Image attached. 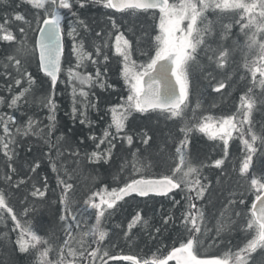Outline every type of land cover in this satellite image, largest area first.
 Wrapping results in <instances>:
<instances>
[{"label": "snow or ice", "instance_id": "1", "mask_svg": "<svg viewBox=\"0 0 264 264\" xmlns=\"http://www.w3.org/2000/svg\"><path fill=\"white\" fill-rule=\"evenodd\" d=\"M89 2L112 10V14L108 15L111 25L107 33L109 39L94 44V52L89 51L76 28L69 24L66 35L72 41L71 55L75 63L68 60L69 66L65 69L63 12L67 10L75 17V5L84 8ZM8 4L9 0H0V5ZM22 5L35 10L31 20L25 12L15 9L5 11L0 17V42L12 48L2 65L3 79L11 98L8 100L0 96V104L6 103L9 109H13L18 108L21 102L27 103L36 78L26 65L33 62L47 78L46 82L50 83V93L41 98L43 107L48 110V124L44 127H40V122L32 116L28 117L22 128L15 127L16 118L13 115L0 114V129L3 133L0 135V153L6 159L4 179L8 185L7 190L0 189V220L10 218L13 231H18L15 250L29 257L30 264H108L109 260L129 261L131 264H169L170 261H175V264H264V172L257 175L250 171L254 156H264V122L257 129L253 119L257 106L264 105V0H20L16 8ZM209 13L217 20L210 19ZM116 14L121 18L130 17L131 22L126 20L127 26L121 25ZM226 17L231 22L223 23ZM78 23L85 31H90L84 21L78 20ZM138 23L141 25L139 28ZM216 23L221 24L219 32ZM237 26L239 34L233 37V28ZM30 32L33 34L31 38ZM95 35L101 38L104 33L96 32ZM230 39L232 47L227 44ZM237 49L242 53V63L230 71V64L235 63L233 53ZM109 51L117 58L119 75L127 94L120 96V103L110 106L111 122L103 130V135L88 137L94 143L99 140L96 149L105 143L109 147L104 152H85L84 159L89 164H108L113 157L116 140L121 144L126 143L131 150L135 138L128 132L127 122L133 114L143 116L158 113L165 120L179 123L182 138L178 139V143L174 141V154L170 156L172 163L166 173L148 174L152 165L138 159L137 149L131 152V164L126 160L120 167V172H126L130 167L128 175L124 178L113 177V180L119 181L116 187L101 181V188L90 191L83 199V205L86 211H92L94 222L82 218L81 210L73 206V173L65 167L61 175L60 166L53 160L50 167L57 174L56 187L60 190L58 200L53 203L60 205L59 221L65 233L62 242L54 243L51 236L38 234L29 219L22 222L12 206L11 199L15 191L26 184L23 178L12 183V173L17 172L13 166L17 155L16 137L33 135L44 139L50 150L48 155H51L55 147L51 143V136L55 130V113L58 109L56 90L62 82L61 74L65 72L67 80L63 83L71 88L72 119L79 116L81 124L90 123L87 112L89 107L96 105L91 103L90 93L85 88L115 87L107 84L103 78L107 67L103 72L99 67L101 56L105 64L109 62ZM90 66L95 67L94 74L86 70ZM194 66L208 82L211 91L216 93L227 90L239 77L245 90L239 97L235 112L217 118L199 112V101L195 107H190ZM13 127L15 132L12 131ZM197 131L209 140L222 143L223 155L213 159L210 165L194 162L188 151L190 134ZM139 135L141 143L148 146L151 135L147 131ZM234 135L240 141L242 159L238 169L234 164L232 171L238 173V181H243L238 184L242 190L238 194L231 193L222 205L216 234L218 237L224 231L238 229L243 233V240L234 250L229 244L228 249L220 255L202 256L199 253V247L203 244L201 237L206 236L211 229L206 228L204 223L207 218L205 207L196 202L203 201L213 188L212 181L203 177L202 170L207 167L218 170V185L229 178L227 160ZM80 143L84 144L85 141L81 139ZM57 154L63 155L61 152ZM69 155L77 158L74 162L79 161L78 149L74 152L69 150ZM39 167L40 162L36 161L31 166V172L35 173ZM176 190L186 193L179 218L183 233L166 255L153 254L151 258L145 259L137 255H117L105 247L111 239L110 229L106 225L121 207L119 202H126V197H168ZM49 191L46 176L42 188L35 183L32 185L29 195L34 198L33 204L29 206L27 197L21 201L25 218L36 211V201L43 203L48 199ZM246 196L251 198L250 206ZM180 204V200H173V207ZM175 222L174 213L163 216L165 226ZM141 223L148 225L141 213L136 212L128 221V231L124 232V236L130 239L129 232ZM155 231L160 233L161 229L156 228ZM5 237L6 233L0 234V238ZM258 252L259 261L254 256Z\"/></svg>", "mask_w": 264, "mask_h": 264}, {"label": "trees", "instance_id": "2", "mask_svg": "<svg viewBox=\"0 0 264 264\" xmlns=\"http://www.w3.org/2000/svg\"><path fill=\"white\" fill-rule=\"evenodd\" d=\"M20 3V0H9L8 5H0V17L5 13L11 12L13 9L16 11L25 12L28 19L33 18V13L35 10H30L27 5H22L16 8V5ZM77 16H73L71 12L64 10V22L68 18H75L84 21L88 25L90 31H85L83 26L80 27L78 31L80 36L82 35L85 44L92 48L94 44H100L104 40V36L110 31L111 25L108 21V15L112 14V10L104 9L102 6L95 3L89 2L84 8H80L78 4L75 5L73 9ZM209 18L213 21L217 20V17L209 13ZM116 19L125 25V21L131 22L130 17L121 18L119 14H116ZM226 23L231 22L230 18L226 17L224 20ZM127 25H125L126 27ZM141 25L138 23L137 27ZM148 27V25H143ZM221 29V24L216 23V30L219 32ZM239 27L233 28V37L238 35ZM103 32L104 36L97 38L95 33ZM18 34V30H17ZM33 34L30 32L29 37L31 38ZM131 36V33H128ZM133 39H135L133 37ZM227 44L232 47V40H228ZM12 52V48L5 42H0V96H9L7 91L5 80L3 79V63L5 61L6 55ZM68 53V42L65 36V59ZM108 55L110 60L107 64L103 62L100 65L101 72L107 67L108 71L106 73L109 78L107 84L114 85L115 87H108L106 89H97L95 92H91L89 99L92 104L96 107H89L87 116L88 121L85 124L80 123V117L77 116L75 120L72 119V100L65 90L61 89L58 85L56 90V102L58 109L55 113L56 125L55 130L51 136V143L55 147L51 150V155L49 156V148L45 144L44 139L38 138L36 136L30 135L23 138L17 139V146L15 151L17 153L13 160V166L17 169L16 173H12L13 181L16 183L19 179L23 178L26 181L25 185H22L18 191H15L12 196L11 203L15 208L17 215L23 222L25 219H29L33 227L38 230V234L42 236H51L54 243L62 242L65 236L63 226L59 221L60 215V205L58 203H53L54 200H58L60 190L56 187V176L57 174L52 171L50 164L53 160L60 166V174H64V168L66 167L69 172L73 173L75 184V190L71 194V199L77 203L78 208L84 213L82 218L89 219L94 222V215L87 213L89 210H85L83 205V199L90 191H96L102 187L101 181L110 187H116L119 181L113 180L114 176H119L122 178L123 172H120V167L124 161L132 158L131 152L139 149L138 159L144 164H151V168L148 169V174L156 175L159 173H166L168 169L166 167L170 164V156L174 154L175 143H178V139L182 138L179 134V123H174L172 121L165 120L162 115L158 113L140 115L133 114L127 122V130L130 134L134 136V144L132 149L129 150L126 143L121 144L119 140L115 141L116 148L113 149V157L108 164H89L86 159H84L85 152L90 153L93 150H102L108 147V144H102L99 149H96V143L88 139L90 135H95L100 137L103 135V130L111 122V114L109 108L113 104L120 103V96H126V90L122 79L119 75V64L117 63V58L112 55L109 51ZM138 56V53H137ZM235 63L230 64V71L236 69V67L242 63V53L235 51L233 53ZM64 66V65H63ZM28 71H30L36 78V83L32 86V91L27 97V103H20L18 108L9 109L7 104H2L0 108V113L5 110L7 113H12L14 115L17 112L19 118H27L32 116L39 120L40 126L44 127L48 124L47 116L48 110L43 107L41 103V98L47 96L50 93V83L46 82L47 78L43 76L37 67L35 62L30 65H26ZM196 73L194 74L195 85L198 86L196 90V96L201 98L199 104L201 107L208 109L207 115H213L215 117H220L224 115V112L230 111L232 114L236 111V105L239 103V97L242 91L245 90L244 85L239 82V77H236L235 81L227 87V90H221L220 93L212 92L207 86L208 82L201 77L198 68H195ZM62 75V74H61ZM221 79V77H217ZM25 86H27L25 82ZM259 90L257 89V93ZM195 93H193L194 95ZM253 119L256 122V127L259 129L261 122H264V105H258L257 109L253 113ZM147 131L151 135L152 140L148 146L141 143L140 133ZM62 137V138H61ZM83 139L84 144L80 141ZM240 141L234 135L233 140L230 142L229 146V157L227 160V171L229 173V178H225L222 185L216 183L217 177L219 176V171L207 167L202 170L203 177H207L212 181L213 188L206 194L203 201H197L199 206L205 207L206 210V228L213 227L220 217V210L222 205L226 203L227 199L230 198V194L235 192L239 193L242 189L238 187V184L243 183V181H238L236 176L238 173L233 172V165L235 164L237 169L239 167V162L242 159V153L240 151ZM164 149L161 152V149ZM31 149V150H29ZM79 150L80 158L78 162H74L77 158L69 155V150L76 151ZM188 151L190 152L191 158L194 162L211 164V161L215 158H220L223 155L222 143H218L209 140L203 134L193 132L190 134V144L188 145ZM63 153L62 156L57 153ZM257 156L253 158V167L250 170L257 175L264 172V169L260 172L254 170V163H256ZM261 159V157H260ZM124 160V161H123ZM264 160V158H262ZM36 161L40 162V167L35 173L31 172V166L35 164ZM6 168V159L0 153V189L7 190V183L4 179ZM47 177L48 184L50 186V191L48 192V199L43 203L36 201L35 207L36 211L32 212L27 218L23 216L24 205L21 201L25 197L28 199L29 206L34 202V198L29 195V191L32 185L35 183L41 188L43 187L44 177ZM207 183V180L204 181ZM55 189V191H51ZM186 193L176 190L172 193V198L168 199L164 196H152V197H126L125 201L119 202L121 207H119L113 216L110 218V222L106 225L110 229V241L106 244L110 250L114 253L120 254H132L145 259L151 258L153 254L166 255L171 249L174 242H176L177 237L183 233V228L179 223V218L181 216V211L183 210L184 200L183 196ZM180 200L181 204L173 207V200ZM246 201L250 206L251 198L246 196ZM74 206V205H73ZM239 210V208H237ZM136 212H140L143 219L148 221V225L145 226L142 223L134 227L130 232V239L124 236V232L128 231L127 224L131 220L132 215ZM85 213L87 217H85ZM174 213L176 222L169 223L167 226L163 224V216ZM227 215V213H226ZM121 225V227H115L116 225ZM13 224L11 219L0 220V234H7V237L0 238V264H30V258L24 256L15 250V241L17 239L18 231H13ZM160 228L161 232L156 233L155 229ZM209 232L208 236H212ZM58 238V240H57ZM213 244H209V249L207 253H200L202 256L220 255L228 249L229 244H231L233 250L243 240V233L238 229L232 231H224L219 237L215 239ZM114 246V247H112ZM178 246V243L176 244ZM211 249V250H210ZM255 259L259 261L260 254H254ZM124 261H108L110 263H120ZM128 263V262H126ZM169 264H174L169 262Z\"/></svg>", "mask_w": 264, "mask_h": 264}, {"label": "rangeland", "instance_id": "3", "mask_svg": "<svg viewBox=\"0 0 264 264\" xmlns=\"http://www.w3.org/2000/svg\"><path fill=\"white\" fill-rule=\"evenodd\" d=\"M223 23H226L225 21H223ZM69 24H72L75 28H76V31L79 33V35H80V32L78 31V29L80 28V27H78V22H77V20L75 19V18H68L65 22H64V29H65V36H66V38H67V42H68V53H67V55H66V59H65V63H64V68L65 69H67L68 68V63H67V61L68 60H72V62H73V64L75 63V59H74V57L71 55V48H72V41H71V39L70 38H68L67 37V35H66V33H67V30H68V26H69ZM239 29H238V34H239ZM108 33V32H107ZM107 33H106V35L103 37L104 38V40H107V39H109V37H108V35H107ZM80 38H82L83 39V37H82V35L80 36ZM112 39H114V36L112 37ZM242 39V38H241ZM103 40V41H104ZM102 41V42H103ZM101 42V43H102ZM85 46L87 47V49L89 50V51H93L94 52V47H93V45H92V48L93 49H91V47H90V45H89V47L85 44ZM237 52H239V50L237 49L236 50ZM100 60L102 61L101 63H100V65L101 64H103V57L101 56L100 57ZM100 65H99V67H100ZM195 66H194V68H193V81H192V95H191V101H190V107H195L196 106V104H197V102L198 101H200L201 100V98L200 97H198V95L196 96V90H197V88H198V86H196L195 85V79H194V74L196 73V70H195ZM87 71H89V72H92L93 74L95 73V67H92V66H90V67H88L87 69H86ZM105 80H106V76H104L103 77ZM60 79H61V83H59V86H60V88L61 89H63V90H65L66 91V93H68L69 94V96H70V98H71V100H72V97H71V88L70 87H66V85H65V83H63V81H66L67 80V75H66V72L65 73H62V75H61V77H60ZM109 80V78L107 77V80L106 81H108ZM99 90V89H101L99 86H95V87H92V88H85V90L86 91H89V93H91V92H95V90ZM193 93H195L194 95H193ZM10 94H9V96H8V100H10ZM2 104H0V108H2L3 106H1ZM6 105V104H5ZM208 109H206V108H203V107H201L200 106V109H198V111L199 112H201L202 114H204V115H207L206 113L208 112L207 111ZM230 111L231 110H229V111H226V112H224V115H229V113H230ZM4 113H6V114H9V115H13L15 118H16V125H15V127H23L24 126V124L26 123V121H27V119H28V117L27 118H25V117H23V118H19L18 117V113H20V114H22L20 111L19 112H17V114L16 115H14V114H12V113H7L5 110H3L0 114H4ZM189 115H191V110L189 109ZM36 119V118H35ZM39 121V120H38ZM15 127H13V129H12V131L13 132H15ZM40 127H42V126H40ZM3 133H2V129H0V135H2ZM23 137H25L24 135H19V136H17L16 137V140L17 139H19V138H23ZM117 141V140H116ZM213 142H215V143H218L219 145L221 144V142L220 141H213ZM107 144V143H106ZM240 146V145H239ZM109 147V146H108ZM108 147H105V148H103L102 150H100V152H104V150H106ZM260 157H261V159H260ZM262 158H264V156H258V158H257V161H256V163H254V170L258 173V172H260L261 170H263L264 169V160H262ZM131 160H132V158H130L129 160H127L128 161V163H129V165L131 164ZM124 161V160H123ZM125 163V161L123 162V164ZM172 163V161H170V164ZM169 164V165H170ZM169 167V166H168ZM131 171V168L129 167V169H128V171H126V172H123V174H122V178H124V177H126L127 175H128V173ZM115 181H117V180H115ZM90 193V192H89ZM88 193V194H89ZM168 199H171L172 198V193H170L169 194V196L167 197ZM74 207H78V205H77V203L75 202L74 203ZM87 213H91V210H89ZM82 214L84 215V213L82 212ZM85 217H87V214L85 213ZM216 227H217V223L213 226V227H210L209 229H211V231H209V232H211L212 234V236H208V234H209V232L207 233V235L206 236H202L201 237V239L203 240V244H202V246L201 247H199V253H202V254H204V253H207L208 251H209V249L207 250V249H205V247H209L208 245L210 244H213V243H215V241L214 240H212V238H216L217 237V234H216ZM222 234V233H221ZM220 236V235H219ZM218 236V237H219ZM105 247H108L106 244H105ZM211 250V249H210ZM118 252V251H117ZM118 254V253H117ZM130 255H132V254H130ZM110 264H114V263H110ZM115 264H131V263H126V262H120V263H115Z\"/></svg>", "mask_w": 264, "mask_h": 264}, {"label": "bare ground", "instance_id": "4", "mask_svg": "<svg viewBox=\"0 0 264 264\" xmlns=\"http://www.w3.org/2000/svg\"><path fill=\"white\" fill-rule=\"evenodd\" d=\"M166 168L168 169V167H166ZM170 250H171V249H170ZM170 250H169V251H170ZM117 253H118V252H117ZM125 254H126V253H125ZM120 255H124V254H120ZM170 262H172V263H174V264H175V262H173V261H170Z\"/></svg>", "mask_w": 264, "mask_h": 264}, {"label": "water", "instance_id": "5", "mask_svg": "<svg viewBox=\"0 0 264 264\" xmlns=\"http://www.w3.org/2000/svg\"><path fill=\"white\" fill-rule=\"evenodd\" d=\"M129 262V261H128ZM173 262H175V261H173Z\"/></svg>", "mask_w": 264, "mask_h": 264}]
</instances>
